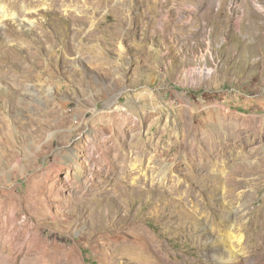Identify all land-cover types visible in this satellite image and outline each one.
Returning <instances> with one entry per match:
<instances>
[{
  "label": "rangeland",
  "instance_id": "rangeland-1",
  "mask_svg": "<svg viewBox=\"0 0 264 264\" xmlns=\"http://www.w3.org/2000/svg\"><path fill=\"white\" fill-rule=\"evenodd\" d=\"M2 3L0 264H264V0Z\"/></svg>",
  "mask_w": 264,
  "mask_h": 264
},
{
  "label": "bare ground",
  "instance_id": "bare-ground-1",
  "mask_svg": "<svg viewBox=\"0 0 264 264\" xmlns=\"http://www.w3.org/2000/svg\"><path fill=\"white\" fill-rule=\"evenodd\" d=\"M14 1H16V0H14ZM5 7H6L5 4H3V3L0 4V18L14 17L15 15H18L17 12L14 10L7 13L5 10L6 9ZM22 10L24 11V10H26V8L24 6H22ZM262 17L264 19V16H262ZM131 110H133V107H131ZM211 170H212L211 173L219 174V178H220L219 180L223 179V181L220 184L213 186L214 189L218 188L220 190H219V192H217V193L215 192V194L210 195L208 197L209 199L204 203V205L207 207H214L215 209L218 208V209L223 210V211L227 210L229 212H232V206H231L232 203H233V208H234L235 207L234 201L239 200V203L237 204L238 205L237 209H235L236 212L238 211L239 215H235L233 218L231 217V219L229 218V223H230L228 225L229 229H226L225 232H223V227L218 228V226L215 225V220L210 216L208 218V221L207 220L205 221L206 223L199 221V227H200L201 232L203 234L204 242L208 243L209 247H210L208 249L209 254L212 256V258L214 260L224 261V262L228 263V262L232 261L233 258L238 253V251H236L235 248H233L234 244H235L234 241H238V243L240 241H242V234L233 235L234 232H232L230 229L234 224L239 225L241 220H242V216L245 214V202H242V199L245 197L246 191H244L242 188H243L244 184H246L247 180L242 179V178H238L236 180L233 179L234 181L229 183V184L230 185L232 184L234 187H233V189L229 190V188L227 187L228 182L225 180L226 175H227L226 168L225 167H219V168H212ZM243 176H247V174L244 175L243 173H241L240 177H243ZM213 177L216 178L215 176H213ZM214 200H219L218 201L219 203H215ZM215 209L214 210L212 209V210L215 211ZM223 213H226V211ZM194 216H196L195 218L199 219L197 212L194 213ZM20 225H21V223H20ZM188 229L192 230L191 224L188 225ZM243 239H244V237H243ZM239 254H240V252H239Z\"/></svg>",
  "mask_w": 264,
  "mask_h": 264
}]
</instances>
